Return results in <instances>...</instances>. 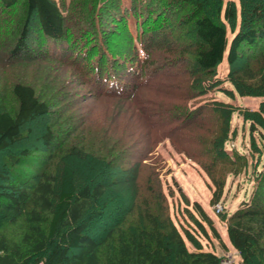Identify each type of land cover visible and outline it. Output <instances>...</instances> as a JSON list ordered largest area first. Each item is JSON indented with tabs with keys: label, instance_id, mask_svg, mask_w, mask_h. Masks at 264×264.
<instances>
[{
	"label": "trees",
	"instance_id": "1",
	"mask_svg": "<svg viewBox=\"0 0 264 264\" xmlns=\"http://www.w3.org/2000/svg\"><path fill=\"white\" fill-rule=\"evenodd\" d=\"M28 63H41L40 87L29 75L0 86V264H220L199 234L227 244L198 201L197 233L174 221L157 149L169 139L192 158L211 203L246 171L226 148L232 115L264 138V99L210 92L230 81L264 97V0H0V72ZM107 97L114 118L136 119L96 124L86 103ZM251 147L252 192L219 214L238 264H264V158Z\"/></svg>",
	"mask_w": 264,
	"mask_h": 264
},
{
	"label": "rangeland",
	"instance_id": "2",
	"mask_svg": "<svg viewBox=\"0 0 264 264\" xmlns=\"http://www.w3.org/2000/svg\"><path fill=\"white\" fill-rule=\"evenodd\" d=\"M54 63L55 62L51 63L52 67L55 68V71L53 70L54 75L58 76L60 74H63L67 77L74 75V73L70 69L68 70L66 67L61 65L63 63L56 62V65ZM44 65H46V63H44ZM38 66H41V63H28L24 64V66L19 65V67H9L7 70L0 72V86H3L4 84L9 86L8 83H10L11 80H14L17 77L20 78L22 76L29 75V81L36 79V82H38V87H40L41 73L39 71L41 70V68H38ZM16 70H19L21 74L15 75L18 73L16 72ZM218 70L221 73L220 75L222 76L227 72L228 62L226 57H224V60L220 63ZM33 75H37L38 77ZM32 77L34 78L32 79ZM220 88L221 89H216L210 92V95L214 96L216 99L230 102L235 105L257 108L259 102L264 99V97L261 96L241 95L236 91L234 85L230 81H225ZM87 93H89V90L87 91ZM117 102L118 101L116 97H107L99 101L92 100L86 103L88 109H91L90 112H84H89V118H92L93 121H96V124L100 123L101 125H103L109 119H111L114 112L118 110ZM123 112V115L117 114L116 118H113L117 120H125L127 118L128 122L136 119L134 112L129 108L127 109V107H125ZM135 123L136 124L133 125L137 126L138 123ZM231 126L232 131L236 130V133L232 136V138H230V140L226 142V148L228 150L238 148L248 156L249 163L246 171H243L238 175L229 174L227 176V182L222 198L216 203H211L210 200L213 188L211 179L192 158L176 151L169 139L162 141L158 145L157 150L166 162V166L163 168L161 176L164 181L165 191L168 192L171 190L172 192V194L168 196V200L171 215L176 224L181 227L187 226L196 233L198 232L195 229L196 223L193 219L194 216L200 218L193 205L195 201H198L200 205H202L206 213L214 221L216 227L222 235L223 240L225 239L224 241L227 244V248L224 249L218 239H216L215 237L212 238L211 235L210 237H206L202 234H199L203 244L207 248H214L219 254L222 253V249L225 250V253H233L235 255L233 264H238L240 261V255L232 247V245H230L226 234L225 224L220 219V212L216 211V205L218 203H222L224 207L223 212L231 214L237 207L241 205L243 200L247 199L250 196L254 185L253 164L259 158L258 153L252 151L251 141L252 137L254 136L262 149L263 160L264 138L262 137L259 129L253 131L251 129V121L244 120L243 116L237 111H235L232 115ZM181 192L184 195H182ZM191 214L194 216L192 217ZM189 246L192 248L190 243Z\"/></svg>",
	"mask_w": 264,
	"mask_h": 264
},
{
	"label": "built area",
	"instance_id": "3",
	"mask_svg": "<svg viewBox=\"0 0 264 264\" xmlns=\"http://www.w3.org/2000/svg\"><path fill=\"white\" fill-rule=\"evenodd\" d=\"M223 210H224V207H223L222 203H218L216 205V211L222 212ZM234 258H235V255L233 253H224L221 256L220 264H233Z\"/></svg>",
	"mask_w": 264,
	"mask_h": 264
},
{
	"label": "crops",
	"instance_id": "4",
	"mask_svg": "<svg viewBox=\"0 0 264 264\" xmlns=\"http://www.w3.org/2000/svg\"><path fill=\"white\" fill-rule=\"evenodd\" d=\"M216 252H217V251H216ZM221 252H222L221 254H219V253H218V254H219V255H223V254L225 253V250L222 249Z\"/></svg>",
	"mask_w": 264,
	"mask_h": 264
},
{
	"label": "bare ground",
	"instance_id": "5",
	"mask_svg": "<svg viewBox=\"0 0 264 264\" xmlns=\"http://www.w3.org/2000/svg\"><path fill=\"white\" fill-rule=\"evenodd\" d=\"M23 170V169H22ZM214 235V234H213ZM223 240V239H222ZM225 240V239H224ZM231 245V244H230Z\"/></svg>",
	"mask_w": 264,
	"mask_h": 264
}]
</instances>
